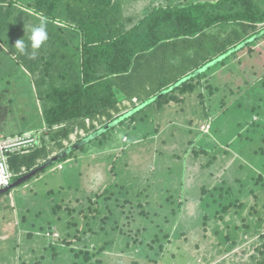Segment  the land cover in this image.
<instances>
[{
  "label": "rangeland",
  "instance_id": "rangeland-1",
  "mask_svg": "<svg viewBox=\"0 0 264 264\" xmlns=\"http://www.w3.org/2000/svg\"><path fill=\"white\" fill-rule=\"evenodd\" d=\"M163 1L115 0L113 3L123 2V19L121 20L126 21L127 18L141 17L145 7L158 6ZM18 2L23 1L18 0ZM13 26L15 25L6 26L5 36L1 37L2 44H0V135L3 137L14 135L10 141L21 143L23 140L15 135L31 130L37 121L35 118L39 116L38 108L43 107V101L39 97L37 78L45 77L46 86L61 89L71 84L70 76H75L73 71H78L82 60L71 56L59 63L57 59L55 62L58 66L55 69L46 63H39L42 72L33 74L34 65L30 64L25 55L31 54V58L36 56L46 60L50 57L49 51L48 49L43 51L40 48L34 49L30 36L26 39L16 38L12 42L10 36H15ZM26 35L27 33L25 37ZM5 40H7L6 43ZM24 40L26 44H16L18 41L23 43ZM263 46L260 42L259 46L249 51L245 45L244 50L237 53L239 55L230 63H237L244 56L249 59L257 57V64L263 63ZM248 51L254 54L251 55ZM257 64L252 67L253 69L246 64H239L236 67L233 76L242 77H239L242 80L240 91H244L242 89L246 83H243L244 80L249 82L255 79V76L250 79V74L256 73L259 67ZM102 65H95V76L100 75V71L105 69ZM211 65L205 67L207 77L203 81H209L215 88L221 86L217 92L218 98H221L220 92L226 83L228 84L227 73L222 64L212 65L213 67ZM221 68L222 73L219 70ZM247 70H249L248 73H246ZM236 78L232 79L231 85ZM163 84L168 85V83ZM179 84L180 82L175 85L171 83L155 98L173 90ZM202 91L206 99L198 97L201 92L199 89L187 97L175 93L169 97L170 103L163 107H159L158 101L151 103L152 98H149L144 103L148 104V107L136 115L133 121L127 119L124 123H116L109 130L101 133L99 138L96 136L86 139L88 134L100 128L101 123L95 121L96 127L93 130L92 122L88 119L74 120L73 123L80 126L67 136L68 141L66 139L60 141H63V145L68 148L76 146V150L82 145L81 149L75 153L79 158L75 161L76 156L74 155L71 159L55 162L53 167L50 166L38 175L34 173L33 178L28 182L13 188L9 194L4 196L7 200L4 210L10 217L6 218L8 222L6 228L9 232L7 237L4 234L0 235V264H72L73 253L70 247L64 248L63 243L59 245L56 242L67 252L61 249L59 259H55L50 245L44 248L46 240L36 237L37 243L35 244L33 241L35 238L29 240L27 234L18 233L16 228L19 229V226L18 224L16 226L13 218L17 221L16 213L22 212L27 217H32L30 222L35 219L41 221L44 224L43 230L48 232H45L46 235L52 234L57 238L65 237L64 240L67 242L68 234L64 231V227L65 223L69 222L70 214L66 206L79 210L81 209L79 206L82 205L83 210H88L91 205L88 198L96 200V195L97 202L101 201L103 204L105 196L107 199L114 197L104 193L111 186L114 192L120 189L119 193L125 197L120 198L132 202V204L126 203V207H130L131 204L128 212L137 215L139 220L142 219L140 212L150 211L147 209L151 208L150 202L153 204L156 202V207L161 209L156 208L151 213L149 212L147 222L149 231L144 232L141 241L147 245L160 234L162 238L165 236L169 240V235L166 236V234L170 232L166 230L173 226L175 221L177 223L172 231L176 238H170L171 243H165L166 252H157L159 244L150 245L152 247L149 249L153 250L152 252H148L147 247L144 251L135 250L132 239L139 240L142 232L137 233V228L141 221L130 223L128 221L130 218L125 219L123 222H126V225L123 226L121 233L125 240L121 241L119 249L113 247L110 251L108 250L109 252L97 254L95 259L99 264H264V237H262L264 236V189L260 186L261 183L257 184L258 176H264V169L261 168L264 164V143L258 141L257 138L260 135L256 136L258 134L256 130L259 129L260 132L263 128L253 127L255 120L260 119L256 112L252 111V108L255 107L257 111L261 106V111L264 112V101L261 105L254 102L242 104L249 110L231 108L228 112H224L221 108V101H216L215 105L210 103L207 97L209 91L206 88L205 90L202 88ZM174 97L182 103L177 104ZM260 99L261 97H258L257 102ZM227 103L231 107L234 105L230 98ZM237 103L241 104V101ZM126 105L127 109L123 113L131 110L130 104ZM64 124L66 127L69 125L68 122ZM136 126L139 127L132 128ZM203 126H205L204 129ZM66 127L56 125L54 127L56 131L52 132L53 138L58 135V130ZM102 131L103 129L99 132ZM41 135L37 133V138ZM25 137L24 142L33 139L29 133ZM48 138L49 136H46L45 139ZM82 140H85V143L80 144ZM199 140H206V143L216 144L220 148L212 152L211 156L201 155L197 158L194 154L198 149L196 141ZM50 145L52 146L48 148L50 158H56L65 151H61L58 145L51 143ZM3 158L4 156L1 155L0 162ZM84 158L92 163L87 166L86 162L87 169L82 162ZM212 159L213 163L209 164ZM110 170L112 174L108 173ZM80 174L83 177L78 178ZM88 182L93 183L90 185ZM82 186L86 189L83 192L84 195L80 194L81 190H79ZM204 188L207 191L205 194ZM222 188H225V191L229 189L233 194L232 197L225 196V206H229V209L226 213H210L209 204L219 198ZM167 190L175 194L171 203L165 198L168 196ZM142 193L143 195L139 196ZM257 194L259 196L256 198ZM75 197L80 198L81 201L69 204ZM64 200H66L65 203ZM58 204L61 205L60 210H57ZM139 205L141 208L138 207ZM27 209L30 210L25 212ZM208 213L210 217L203 218ZM73 216L76 221L70 222L71 224L77 222V213ZM60 217L64 221L58 223L57 218ZM166 219H169L168 223L162 226L161 221ZM244 225L251 228L250 233L246 235H243L246 230ZM3 226L0 217V233ZM79 226L71 228L72 236L76 234ZM85 226L80 228L84 230ZM232 229L234 233L231 237L237 238V241L236 246L231 250L229 245H235V243L233 239L226 242L227 237L225 236L229 235ZM36 231L39 234L40 231ZM165 240L161 239L156 244ZM126 242H129L131 247H127ZM57 250L60 249L57 248ZM94 252H96L95 248Z\"/></svg>",
  "mask_w": 264,
  "mask_h": 264
},
{
  "label": "trees",
  "instance_id": "trees-1",
  "mask_svg": "<svg viewBox=\"0 0 264 264\" xmlns=\"http://www.w3.org/2000/svg\"><path fill=\"white\" fill-rule=\"evenodd\" d=\"M22 1L0 0V44H2L1 37L5 36L6 33L5 28L9 24L16 26L12 27L15 34V36H10L12 42L16 38L24 37L26 39L28 36L32 37L34 29L43 28L47 39H44V34L36 32L35 40L36 42L43 41L40 47H42V51L48 49L50 57L45 60V58L39 59L36 56L31 58V54L25 55L30 64L34 65L32 72H42L39 63H46L49 67L55 69L58 66L56 65L57 62L60 63L71 56L81 59L82 63H80L78 71H73L75 76H70L71 84H67L61 89H52L46 86L45 77L37 78L39 97L43 101V107L38 108L39 116L35 118L37 120L35 126L24 133L25 135L27 133L32 134L35 139L34 144L29 146L28 149L21 147L15 153V156L9 157L10 162L21 159L26 171L24 175L15 176L12 179L14 183L8 188L0 190V199L9 194L13 188H16L15 186H19L15 183L18 179L35 170L38 175L39 172H43L48 168L39 170L41 166L49 163L52 159L49 155L50 149H48L51 146L50 143L60 146L61 151H68L63 157L58 156L56 162L71 159L81 149L82 145L76 150V146L68 148L63 145V141H60L61 139L68 141L67 136L75 132L76 127L80 126L73 123L76 119L83 118L84 121L88 119L92 122L91 128L93 130L96 127L94 125L95 121L101 123L100 128L87 135L86 138H88L97 131L99 133L104 128L113 127L116 122L121 124L126 122L127 119L133 121L136 115L148 107V104L144 103L149 98H152L151 103L158 101L159 107H163L170 103L171 99L169 97L175 93L187 97L199 89L201 92L198 97L206 99L202 91V88L204 90L206 88L209 91L207 97H209L210 103L215 105L216 101H221V108L224 112H228L231 108L249 110L244 108L242 104L254 102L261 105V102L264 101V62L257 64V57L249 59L244 56L241 61L234 62V64L230 63L239 55L237 53L244 50L245 45L246 48H249V51L259 46L260 42L264 45V0H164L158 6L145 7L139 19L127 18L126 21L121 20V18L123 19V2L114 4L113 1L115 0ZM57 21H60L59 23H62V25L64 24V27L58 26ZM6 42L7 40H5ZM24 42L22 45L26 44V40ZM243 44L244 46H242ZM240 48L242 49L237 51ZM249 51L248 53H250ZM250 54L253 55L254 53ZM56 60L57 62H55ZM219 63L225 68L228 81V84L226 83L224 89L220 92L221 98H218L217 95L221 86L215 88L209 81H203L207 77L205 67L209 64L214 66ZM239 64H246L251 69L256 64L259 65L257 71L255 70L256 73L254 75L250 74V79L253 76H255V79H251L249 82L244 80L243 83L246 82L242 88L244 91H240L242 80L239 77H242L236 78V75L233 76ZM95 65H102V68H105L100 71L98 76H95ZM212 65L211 67H213ZM219 70L221 72L222 68ZM248 72L249 70L246 73ZM233 78H236L234 79L236 81L231 85ZM179 82L180 84L176 85L173 90L171 89V91L155 98L168 85L171 83L175 85ZM163 83H168V85ZM258 97H261L259 102L256 100ZM229 98L234 103V105L232 104L233 107L227 103ZM173 99L176 100L177 104L181 102L177 97ZM239 100L241 104L237 103ZM126 104H130L131 110L123 113L127 109ZM138 105L140 107H137ZM252 111L256 112L260 119L255 120V122L253 120V127L263 128L260 132L259 129L256 130V133H258L256 136L260 135L261 137V139L260 137L257 139L264 143V112L261 111V106L258 107L257 111L255 107L252 108ZM66 122L69 123L67 127L64 124ZM103 123L107 124L104 125ZM56 125L64 126L67 129L58 130V135L53 138L52 132L56 131L54 130ZM139 126L132 128L137 129ZM43 130L46 133H42L37 138V133ZM24 134L20 135L23 140L26 138ZM46 136H49L47 140L45 139ZM99 137L101 135L97 136V138ZM85 140H82L80 144L85 143ZM196 142L198 149L194 155L197 158L201 155L211 156L212 152L220 148L216 144L206 143V140ZM226 153L229 154V152ZM7 154H10V152L4 153L5 156H8ZM75 156L76 161L79 156L78 154ZM88 159L84 158L82 160L85 168L92 164ZM213 159L209 164L213 163ZM261 168L264 169V164ZM108 173L112 174V170ZM81 177H83L82 174L78 175V178ZM257 180V184L261 183L260 186L264 189V176L259 175ZM23 182L25 180L21 183ZM80 188V194L84 195L83 192L86 189L83 186ZM113 189V186H111L105 190V194L114 197L107 199V196H105L103 204L101 201L97 202V195L96 200L89 197V204L91 205L88 210H83L82 205L79 206L81 208L79 210L66 206L70 214L69 222L65 223L64 227V231L68 234L67 242L64 240L65 237H59V239L52 234L46 235L48 233L46 230L40 231L34 228L31 229L32 232L28 233L29 240L35 238L33 240L35 244L37 238L46 240L44 248L50 245V250L54 251L53 256L55 259H59L61 249L70 247V251L73 253L72 264H99L95 259L97 254H102L105 251L109 252L110 248L113 247L119 249L121 241L125 240L121 234L123 226L126 225V222L123 221L130 218L128 220L130 223L141 221L137 228V233L142 232L139 236L140 241L132 239L135 250L144 251L147 247L148 252H152L153 250L149 249L152 247L150 245L159 244L157 252H166L164 250L165 243H171V239L176 238L172 230H174L177 221L166 230L170 232V234H166V236L169 235V240L165 236L162 238V234H160L154 237L152 243L146 245L141 241V236H144V232L149 231L147 225L149 214L156 208H153V203L150 202L149 206L151 208H147L150 211L140 212L142 219L139 220L137 215L128 212L132 202L122 199L125 197H122V194L119 193L120 189L117 192H114ZM170 192V190H167L168 196L165 198L171 203L175 198V194ZM203 192L204 194L207 192L205 188ZM142 195L143 193L139 194V196ZM226 195L232 197L233 194L229 189L225 191V188H222L219 198L214 203L209 204L210 213H226L228 211L229 206H225ZM258 196L257 194L256 198ZM75 201L80 202L81 200L75 197L69 204ZM126 203H131L130 207H126ZM99 204L102 206L97 207ZM60 206L58 204L57 210H60ZM5 207L6 205L0 202V216L6 212ZM138 207L141 208V205ZM157 210L161 209L157 208ZM74 212L77 213L78 218L75 224H71L70 222L76 221L73 216ZM210 213L204 215L203 218L210 217ZM57 219L58 223L64 221L62 217ZM168 220L161 221V225L163 226L164 223L166 225ZM76 225L77 227L80 225L79 229L72 236L71 228ZM84 225L86 226L83 230L80 227ZM244 227L246 230L243 235L250 233L251 228L248 225H244ZM235 228H238V226H235ZM36 230L40 231L39 234ZM233 233L234 229L229 235L225 236L227 237L226 242L233 239L235 243V245H229L231 250L236 246L237 241V238L231 237ZM161 239L166 240L156 244ZM128 240L131 239L128 238ZM56 242L59 245L63 243L64 248L61 246L60 248ZM126 246L131 247L129 242H126ZM57 248L60 250H57ZM94 248L96 252H94Z\"/></svg>",
  "mask_w": 264,
  "mask_h": 264
},
{
  "label": "crops",
  "instance_id": "crops-1",
  "mask_svg": "<svg viewBox=\"0 0 264 264\" xmlns=\"http://www.w3.org/2000/svg\"><path fill=\"white\" fill-rule=\"evenodd\" d=\"M133 1H135V0H133ZM40 18V17H39ZM135 19H139V17L138 18H135ZM60 21H57L56 22V24L58 25V26H61V27H64L63 25H62V23H59ZM2 46V45H1ZM40 49H42V47H39ZM38 51V50H37ZM33 70V69H32ZM25 135V134H24ZM1 136V135H0ZM15 136H18V137H20V135H15ZM26 136V135H25ZM1 137H3V136H1ZM12 137H14V135L13 136H8V137H3V138H9V139H12ZM51 148H52V146H50ZM50 154V153H49ZM1 155L3 156V154L1 153V150H0V157H1ZM8 156H5L6 157V159H7V163H8V167H9V171H10V173L12 174V175H15V176H17V175H19V174H21V173H23L24 172V170L26 169V167H25V165H22V161H21V159H16V160H12V162H10V158L14 155H16L15 153H10V154H7ZM11 156V157H10ZM10 157V158H9ZM22 166H24V167H22ZM22 167V168H21ZM19 170V171H18ZM63 170H64V168H63ZM26 182H28V181H25V182H23V183H21L19 186H15V187H20L21 185H23V184H25ZM0 202L1 203H3V204H7V200H6V198L5 197H1V199H0ZM153 208H157L156 207V202L153 204ZM30 209H27L25 212H28ZM5 212V211H4ZM24 212V213H25ZM13 215V214H12ZM16 215H18V217H17V221L15 220V218H13L14 219V221H15V223H16V226H17V224H18V226H19V229H18V227L16 228V230H17V232L19 233H25V234H27L28 235V233L29 232H31V229L32 228H34V229H39L40 231H42L43 230V225L44 224H42L41 223V221H38L37 219H35V220H33L32 222H30V220H31V218L32 217H27L26 215H24L22 212H18V213H16ZM1 218H2V223L4 224V226L2 227V229H1V233H0V235L1 234H4V236L5 237H7V235H8V229L6 228V227H8V222H7V219H6V217H10L9 216V214H8V212L6 211L5 213H3L2 214V216H0ZM14 229H15V227H14Z\"/></svg>",
  "mask_w": 264,
  "mask_h": 264
},
{
  "label": "clouds",
  "instance_id": "clouds-1",
  "mask_svg": "<svg viewBox=\"0 0 264 264\" xmlns=\"http://www.w3.org/2000/svg\"><path fill=\"white\" fill-rule=\"evenodd\" d=\"M36 32H40V33H42V34H44V39L46 40L47 39V36H46V32H45V30L43 29V28H37V29H34L33 30V36L32 37H30V39H32V41H33V44H32V47L34 48V49H38L40 46H41V44L43 43V41H41V42H36V40H35V33ZM17 45H21L22 44V41H18L17 43H16ZM33 74H35V72H32ZM205 128V126H203V129ZM107 130H109V129H107ZM41 134L42 133H46V131H41L40 132ZM96 134V133H95ZM103 134V133H102ZM30 135V137H32L33 139L32 140H28V142H25V144L24 145H22L21 147L22 148H25V149H28L29 148V146H31V145H33L34 144V141H35V139H34V137L32 136V134H29ZM21 140H23L22 138H20ZM86 139H88V138H86ZM25 140H23V142H24ZM0 142H1V144L4 146V145H6V144H8V143H13L12 141H10V139L9 138H3V137H1L0 136ZM16 143V142H15ZM21 147H17V149H15V150H12V151H7V152H10V153H16L18 150H20L21 149ZM0 150H1V148H0ZM1 153H2V150H1ZM6 153V152H5ZM65 153V152H64ZM3 154V156H5L4 155V153H2ZM61 154H63V152L61 153ZM61 154L59 155V156H61ZM58 157V156H57ZM56 157V158H57ZM56 158H52L50 161H53L54 159H56ZM57 163V162H56ZM55 163V164H56ZM53 165H54V163H53ZM53 165H50V166H52L53 167ZM49 166V167H50ZM48 167V168H49ZM8 169H9V167H8ZM63 170V169H62ZM26 170H24V172H25ZM36 171V170H35ZM24 172L23 173H21V174H19V175H24ZM32 172H34V171H31L30 173H32ZM9 173H10V171H9ZM29 173V174H30ZM10 175H11V179H9L12 183H13V181L14 180H12V179H14L15 178V175H12L11 173H10ZM19 175H17V176H19ZM28 174H26L25 176H27ZM36 175V174H35ZM25 176H23L22 178H24ZM22 178H20V179H22ZM20 179H18V181L17 182H19L20 181ZM30 179V178H29ZM28 179H26L25 181H27ZM17 182H15V183H17ZM12 183H10V185L12 184ZM9 185V186H10ZM18 185H20V184H18ZM6 188H8V187H4V188H1L0 190H3V189H6Z\"/></svg>",
  "mask_w": 264,
  "mask_h": 264
},
{
  "label": "built area",
  "instance_id": "built-area-1",
  "mask_svg": "<svg viewBox=\"0 0 264 264\" xmlns=\"http://www.w3.org/2000/svg\"><path fill=\"white\" fill-rule=\"evenodd\" d=\"M24 144L25 142L8 143L3 146L0 142V148L2 150V153H5L7 151L15 150L17 149V147H21ZM9 179H11V175L9 173L7 159L4 156V158L0 162V189L4 187H8L10 185L11 181Z\"/></svg>",
  "mask_w": 264,
  "mask_h": 264
},
{
  "label": "water",
  "instance_id": "water-1",
  "mask_svg": "<svg viewBox=\"0 0 264 264\" xmlns=\"http://www.w3.org/2000/svg\"><path fill=\"white\" fill-rule=\"evenodd\" d=\"M242 46H244V44H243ZM242 46H241V47H242ZM116 123H118V122H116ZM116 123H115V124H116ZM115 124H114V125H115ZM110 127H111V126H109L108 128H110ZM108 128H104L102 132L96 133V134L92 135L91 137H89L88 139H92V138H94V137L100 135L101 133H103L104 131H106ZM67 152H68V151H67ZM67 152L61 154L60 158L63 157ZM57 160H58V159H57ZM57 160L54 159L53 161H50L49 163H47V164L41 166V167L39 168V170H43V169L49 167L50 165H53V163H55ZM34 173L36 174L37 172L34 171V172L28 174V175L25 176L24 178L20 179V181L17 182V184L21 183L22 181H24V180H26V179L31 178V177L33 176Z\"/></svg>",
  "mask_w": 264,
  "mask_h": 264
}]
</instances>
